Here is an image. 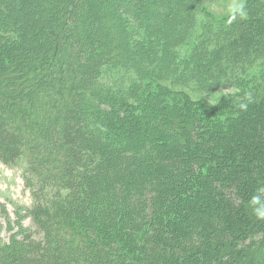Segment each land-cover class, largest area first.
Segmentation results:
<instances>
[{
  "label": "trees",
  "instance_id": "obj_1",
  "mask_svg": "<svg viewBox=\"0 0 264 264\" xmlns=\"http://www.w3.org/2000/svg\"><path fill=\"white\" fill-rule=\"evenodd\" d=\"M112 1L117 7L108 9ZM208 1L0 0V163L37 151L32 165L46 169V186L31 213L47 231L1 247L0 264H264V219L250 204L254 195L264 199V90L213 113L162 84L231 87L264 57L258 15L213 32L204 25L180 52ZM81 4L82 20L109 19L121 32L111 48L97 47L106 53L93 66L92 46L75 47L92 44L77 35ZM101 4L112 14H100ZM125 15L145 29L141 41ZM81 65L92 71L77 83ZM116 66L137 72L126 92L100 80ZM141 88L145 103L130 104L126 95ZM40 125L60 134L66 203L42 195L54 177L47 149L25 132ZM50 216H77L76 251L54 240Z\"/></svg>",
  "mask_w": 264,
  "mask_h": 264
},
{
  "label": "rangeland",
  "instance_id": "obj_2",
  "mask_svg": "<svg viewBox=\"0 0 264 264\" xmlns=\"http://www.w3.org/2000/svg\"><path fill=\"white\" fill-rule=\"evenodd\" d=\"M134 2H136V7H139V0H134ZM103 5L104 4L97 6V9L102 7L100 10H98V12L103 14L105 17L109 14H112L107 11ZM112 7H117L116 2L112 1L109 3L108 9ZM241 9L243 11L242 15ZM82 10H84L83 4L78 7L77 12L73 15V19L76 17V19L81 21L83 18L81 15L83 12ZM177 12L180 16L182 15L181 10H177ZM252 15L264 17V0H210L201 7L200 13L197 16V28L192 31L196 33H193V35L190 34L189 37L191 39H188L183 44L178 45L179 51L182 52L183 50H187L189 48L194 35L201 34L200 32H202L203 27H205L204 25L210 26L211 31L213 32L223 27H233L238 25L243 21L249 20ZM124 17L127 19V22L130 25V33L132 34L133 39L141 41L146 35L145 29L141 28L139 23L137 24L135 19H133V16L125 15ZM82 21L87 22V24L85 25L84 22V26L77 29V35L80 39H83V36L86 34L88 36V40L92 39V41H89L92 44H75V47L78 48L92 46L94 55L93 59H91L92 61L88 62L90 66H93L95 62L97 63L102 55H105L106 53L97 50V47H103V44L104 47H106V50L109 47L111 48L113 43L120 39L121 32L118 28L114 29L112 25L114 23L109 19H103L101 22H97V24H91L88 20ZM47 36V39L49 38V40H51L50 33L49 35L47 34ZM12 37L16 38L17 35ZM86 55L87 52H84L83 55L79 54V56L82 57ZM73 62H75V60ZM143 65H147V63ZM81 68L83 69L81 71H77L76 74L77 83L81 81L80 79L85 80L88 78L89 74L91 73L88 71L91 69L87 70L83 65H81ZM108 68H112L113 70L109 71L105 68L100 79L101 81L104 80L108 87H114L116 90L126 92L131 83L138 82L137 72L131 68L119 66ZM147 77L145 80H147ZM162 84L169 85L174 90H183L194 100H202L203 105L215 113V111H219L223 107L231 106L238 100L240 101L243 97H250L253 90L260 92L264 90V57H261L255 64H253L250 69H248L245 74L231 87L219 88L217 90L208 92L202 91L195 83L187 86L172 85V81L170 79H164ZM85 94L87 95V92ZM147 97L148 94L143 88H141L140 91L136 93V95H132L131 93L126 95L127 101L130 104L135 105H143L147 100ZM55 98L57 99L56 96ZM74 106L76 108L75 104ZM139 107L141 108V106ZM102 108L103 105L98 106L97 111H95V115H98L99 110ZM51 110L53 113L58 112L57 104L56 107H52ZM73 122L76 124V120ZM25 132L28 137L31 138V141H41L47 149V152L44 150V154H47L46 162H48L52 168V170L50 169V172L54 177L49 178V181H51V187L45 189V191L48 192V195L42 194L43 197L53 202H68L64 200V197L69 195V187L71 184H66V180H69V177L65 175L64 165L62 162H60V149L57 147V141L60 137L59 132L49 131L45 128V125H40L39 127L29 126ZM143 154L144 152L142 155ZM36 156L37 151L35 149H25L22 155L11 162L10 165L0 163V248H3L12 240L20 241L22 237L28 232H35L38 235L47 234V231L44 229V227L38 224L37 219L31 213L34 210L33 204L35 201V196H39L38 193L41 194V190L46 186L43 182L46 169L44 172L39 173L35 171L32 165L33 159H35ZM125 164V162L122 163V165ZM27 181H29L32 186L28 185ZM237 197L238 196H235V198ZM187 209L188 208L185 207V210ZM202 211H197L193 214L200 216ZM51 216L46 218L45 222L46 225L53 223L54 228L52 230L56 231L57 233V235L54 237V240L60 242L63 245H70L72 251H76L77 216H71L68 218H52ZM1 253L2 251L0 252V260Z\"/></svg>",
  "mask_w": 264,
  "mask_h": 264
},
{
  "label": "clouds",
  "instance_id": "obj_3",
  "mask_svg": "<svg viewBox=\"0 0 264 264\" xmlns=\"http://www.w3.org/2000/svg\"><path fill=\"white\" fill-rule=\"evenodd\" d=\"M243 11L241 9V15ZM242 107H244L242 105ZM264 195V194H262ZM250 204L252 205L253 211L258 218L264 219V199H262L261 195H254L251 198Z\"/></svg>",
  "mask_w": 264,
  "mask_h": 264
}]
</instances>
